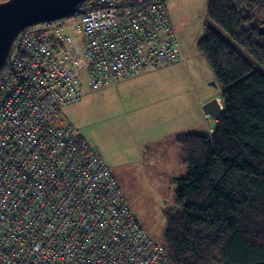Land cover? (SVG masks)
Here are the masks:
<instances>
[{"label": "built area", "instance_id": "obj_1", "mask_svg": "<svg viewBox=\"0 0 264 264\" xmlns=\"http://www.w3.org/2000/svg\"><path fill=\"white\" fill-rule=\"evenodd\" d=\"M166 1L87 0L18 35L0 68V264H172L108 163L60 115L85 91L178 61ZM72 20L80 42L62 34Z\"/></svg>", "mask_w": 264, "mask_h": 264}, {"label": "trees", "instance_id": "obj_2", "mask_svg": "<svg viewBox=\"0 0 264 264\" xmlns=\"http://www.w3.org/2000/svg\"><path fill=\"white\" fill-rule=\"evenodd\" d=\"M263 26L255 1L207 0L197 48L221 87L223 113L211 135L176 138L186 177L160 239L172 264H264Z\"/></svg>", "mask_w": 264, "mask_h": 264}, {"label": "rangeland", "instance_id": "obj_3", "mask_svg": "<svg viewBox=\"0 0 264 264\" xmlns=\"http://www.w3.org/2000/svg\"><path fill=\"white\" fill-rule=\"evenodd\" d=\"M166 4L181 46L177 63L142 74L137 84L126 89L119 84L85 91L80 101L60 108L61 118L108 163L143 228L158 242L164 212L177 208L176 182L186 177L174 132L194 131L196 102L206 95L219 100L221 93L197 48L207 0H167ZM78 27V20L66 22L62 34L80 42ZM168 102L175 107L174 117L163 112ZM215 127V120L205 116L196 131L208 135Z\"/></svg>", "mask_w": 264, "mask_h": 264}, {"label": "water", "instance_id": "obj_4", "mask_svg": "<svg viewBox=\"0 0 264 264\" xmlns=\"http://www.w3.org/2000/svg\"><path fill=\"white\" fill-rule=\"evenodd\" d=\"M87 0H0V68L20 32L33 25L71 17ZM264 35V26L259 29ZM204 115L218 121L223 113L218 99L202 106Z\"/></svg>", "mask_w": 264, "mask_h": 264}, {"label": "crops", "instance_id": "obj_5", "mask_svg": "<svg viewBox=\"0 0 264 264\" xmlns=\"http://www.w3.org/2000/svg\"><path fill=\"white\" fill-rule=\"evenodd\" d=\"M203 58H204V57H203ZM177 62H178V61H177ZM177 62H175V63H177ZM175 63H173V64H175ZM173 64H172V65H173ZM208 66H209V65H208ZM163 67H167V66H163ZM145 73H148V72H145ZM143 74H144V73H143ZM141 76H142V74L139 75L138 77H136V78L130 80V81L123 82L122 84L120 83V85H123V84L125 85V86L123 87V89H126V88H128V87H131L132 85L137 84V81H139V80L141 79V78H140ZM117 85H119V84H117ZM210 99H211V96L206 95V96L201 97V100H200V101H197V102H196V107H197V114H196L197 123L195 122L194 119H193V122L191 123V126H193V127H191V128H192V130H194V131H189L188 133H184V132H182V131H181V133H175V132H174L175 135H173V138H174L175 142H176V138H177V136L180 135V134H197V135H201V133H199V132L196 131V130H198V129H197L198 126L200 127V125H201V120H203V118L206 116V115H204V113H203L202 106H203L205 103H207L208 101H210ZM219 103L221 104L220 98H219ZM221 106H222V104H221ZM186 108H188V107H186ZM174 109H175L174 105L171 104L170 102H168V103L164 106V110H163V112L165 111V112L169 113L171 117H174L175 115H177V113L173 111ZM222 110H223V106H222ZM186 111H187V110H186ZM184 112H185V111H183V114H184ZM192 112H193V111H192ZM192 116H193V113H192ZM186 117H189V116L186 115ZM192 118H193V117H192ZM215 121H216V120H215ZM172 132H173V131H172ZM190 132H191V133H190ZM192 132H193V133H192Z\"/></svg>", "mask_w": 264, "mask_h": 264}]
</instances>
